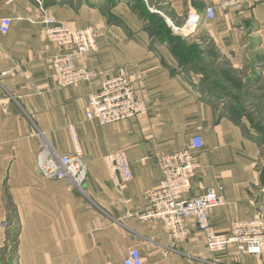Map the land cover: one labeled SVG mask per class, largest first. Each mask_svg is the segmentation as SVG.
Instances as JSON below:
<instances>
[{"label": "crops", "instance_id": "1", "mask_svg": "<svg viewBox=\"0 0 264 264\" xmlns=\"http://www.w3.org/2000/svg\"><path fill=\"white\" fill-rule=\"evenodd\" d=\"M160 1L180 26L191 12L199 16L187 35L212 45L219 61L238 72L254 69L264 80V0L226 10L217 0ZM208 8L215 10L213 20ZM140 14L133 0H0V264H123L133 248L144 264H264V251L251 256L230 247L212 254L192 219L188 238L173 243L161 222L138 218L162 180L158 156L184 150L195 135L205 147L185 197L220 189L226 205L211 210L209 223L222 234L264 214V200L257 202L264 145L256 129L202 93L196 76L176 67L171 44L157 42ZM48 18L76 30L95 28L97 50L78 64L104 76L125 68L147 114L107 125L88 121L86 108L102 78L55 85L51 62L60 49L47 39ZM3 19L12 21L8 34L1 32ZM44 139L62 155L80 150L84 193L39 174ZM118 152L133 175L124 188L115 186L104 162ZM13 223L19 230L14 245Z\"/></svg>", "mask_w": 264, "mask_h": 264}, {"label": "built area", "instance_id": "2", "mask_svg": "<svg viewBox=\"0 0 264 264\" xmlns=\"http://www.w3.org/2000/svg\"><path fill=\"white\" fill-rule=\"evenodd\" d=\"M253 0H217L220 8L226 10L250 4ZM185 28L188 32L196 30L201 19L193 12ZM207 18H215L214 8L206 10ZM12 21L3 19L1 32L8 34ZM47 39L60 49L54 56L51 67L55 85L74 87L93 80L101 79L100 88L90 96L86 108V119L97 121L101 125L130 120L147 114L145 104L139 99L125 68L119 69L112 76H104L78 64V59L97 50V32L93 27L76 30L68 24L48 18L44 21ZM72 139H78L75 130ZM205 147L202 136L195 135L189 145L181 151L160 154L159 165L162 180L147 195V207L139 214L142 221L161 222L173 243L188 238V219L206 238L209 251L220 253L230 247L247 255H260L264 251V214L259 213L249 221L235 222L228 234L218 233L209 223L211 210L226 205L220 189L209 188L204 194L186 198L192 188L199 164L197 154ZM110 179L117 188H124L133 178L131 165L123 152L111 154L104 159ZM37 170L47 180L69 182L72 187L84 193L87 180V167L80 150L67 155L60 154L47 140L37 157ZM123 264H144L140 251H129Z\"/></svg>", "mask_w": 264, "mask_h": 264}, {"label": "rangeland", "instance_id": "3", "mask_svg": "<svg viewBox=\"0 0 264 264\" xmlns=\"http://www.w3.org/2000/svg\"><path fill=\"white\" fill-rule=\"evenodd\" d=\"M139 4L141 5V12L148 24L155 25L156 18L154 15H156L168 20L174 26L181 25V22L171 16L164 3L160 0H140ZM187 23L180 26V31H175L173 28L174 26L172 27L175 35L187 39L186 41H178L177 47L170 50V55L173 57L176 67L182 70H189L190 64L188 61L192 59V57L206 60L207 63L204 65L201 63L199 64L200 69L202 68L204 71H207L212 77L214 75L221 84H224L229 89V93L232 94L231 97L233 99L237 98L239 102H244L247 112H252V110L256 108L257 113H254V115L249 113L246 114L247 121L251 126L255 124L262 126V131H260V129L257 130L262 136L264 134V80L260 79L259 73H255L254 69L246 68L245 71L235 73L233 70L222 65L223 63L219 61L215 51L208 45V42L203 40L200 36H192L193 34L187 35L188 29L185 28ZM156 29L158 35H162L163 37L167 35L165 27L158 28V26H156ZM158 40L159 39L156 41L158 42ZM207 59L209 61H207ZM208 63L211 65H207ZM196 81L200 84L199 87L208 93V91L202 88L203 82L206 81V77L203 78L201 75L196 76ZM7 264H13L12 259Z\"/></svg>", "mask_w": 264, "mask_h": 264}, {"label": "trees", "instance_id": "4", "mask_svg": "<svg viewBox=\"0 0 264 264\" xmlns=\"http://www.w3.org/2000/svg\"><path fill=\"white\" fill-rule=\"evenodd\" d=\"M138 7H140L141 9V5L139 4L140 0H133ZM142 19H145L144 15L143 14H140ZM154 17L156 18V22H155V25L154 24H148L147 25L149 26V31H150V34L152 37H154L155 40L159 39L158 42H167L169 44H171L172 46V49H175L177 47V43L178 41H186L187 39H184V38H181V37H178L177 35H175L172 30L168 27V25L166 24V21L163 17L161 16H156L154 15ZM146 21V19H145ZM156 26L159 27H165L166 29V33L167 35L166 36H162V35H158L157 34V29H156ZM208 45L215 51L217 57L219 58V54L216 52V50L214 49V47L212 45H210L208 43ZM171 49V50H172ZM176 58V57H175ZM207 61H209L207 59ZM225 67H228L230 70H233L230 68L229 64L221 61ZM188 63L190 64V67L188 68L189 70H181V72L190 77L191 75L193 76H199L201 75L203 78L206 77V81L203 82V85H202V88L205 89L207 92H205L204 90H202L199 86L198 88L202 91V93L204 94H207L209 97H211L214 101H219V102H223V108L226 110V109H230L231 111V114L232 116L235 118V119H242L243 117H246L247 118V115L246 114H251V115H254V113H257L256 111V108L254 110H252V112H247V109L246 107L244 106V102H239L238 99H233L231 97L232 94L229 93V89L224 85V84H221L217 78H215V76L213 75L210 76L208 74L207 71H204L202 68L200 69L199 68V64L201 63L202 65H204L206 62V60H204L203 58H198V59H195L192 57V59H189ZM207 65H211L210 63H208ZM233 72H237L238 71H235L233 70ZM207 73V74H206ZM256 73V72H255ZM216 79V80H215ZM261 79V77H260ZM262 80V79H261ZM200 85V84H199ZM224 95V96H223ZM225 99V100H224ZM250 115V116H251ZM253 127L256 129V131L258 129H260V131H262V126L260 125H253ZM264 132V131H263ZM259 137H260V143L264 145V134L261 136V134L259 132H257ZM262 180H263V183H264V172H263V175H262ZM264 186V185H263ZM264 200V188H262L257 196V202L259 201H263ZM12 230L9 232V239L12 240V244L14 245L15 242H16V239H17V235H18V226L17 224L13 223V226H12Z\"/></svg>", "mask_w": 264, "mask_h": 264}]
</instances>
